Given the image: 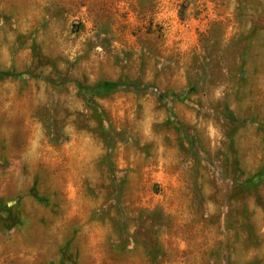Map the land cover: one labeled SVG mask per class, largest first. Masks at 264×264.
<instances>
[{
    "label": "rangeland",
    "instance_id": "374dc122",
    "mask_svg": "<svg viewBox=\"0 0 264 264\" xmlns=\"http://www.w3.org/2000/svg\"><path fill=\"white\" fill-rule=\"evenodd\" d=\"M0 72V264H264V0H0Z\"/></svg>",
    "mask_w": 264,
    "mask_h": 264
},
{
    "label": "trees",
    "instance_id": "16d2710c",
    "mask_svg": "<svg viewBox=\"0 0 264 264\" xmlns=\"http://www.w3.org/2000/svg\"><path fill=\"white\" fill-rule=\"evenodd\" d=\"M0 76L5 77L9 76V74L0 72ZM114 88L115 86L111 84H98L91 90V93L94 95L107 94L110 93Z\"/></svg>",
    "mask_w": 264,
    "mask_h": 264
}]
</instances>
